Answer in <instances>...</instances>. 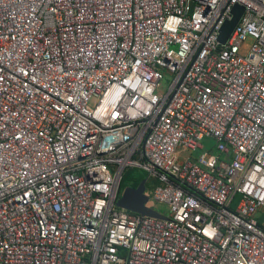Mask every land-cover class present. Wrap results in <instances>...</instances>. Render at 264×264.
<instances>
[{"label": "built area", "instance_id": "obj_1", "mask_svg": "<svg viewBox=\"0 0 264 264\" xmlns=\"http://www.w3.org/2000/svg\"><path fill=\"white\" fill-rule=\"evenodd\" d=\"M0 264H264V0H0Z\"/></svg>", "mask_w": 264, "mask_h": 264}, {"label": "water", "instance_id": "obj_2", "mask_svg": "<svg viewBox=\"0 0 264 264\" xmlns=\"http://www.w3.org/2000/svg\"><path fill=\"white\" fill-rule=\"evenodd\" d=\"M245 12V6L239 3L235 4L232 10L233 16L231 19L226 20L221 27L219 34V41L221 44L226 45L230 39L231 34L233 33L236 26L239 24L242 15ZM124 179V178H123ZM148 180H144L139 187H127L122 189V183L120 189L123 191L120 194L118 200V206L122 209L142 215L144 217H152L156 219H169L167 216L162 214L158 209H155L151 204V198L147 193Z\"/></svg>", "mask_w": 264, "mask_h": 264}, {"label": "trees", "instance_id": "obj_3", "mask_svg": "<svg viewBox=\"0 0 264 264\" xmlns=\"http://www.w3.org/2000/svg\"><path fill=\"white\" fill-rule=\"evenodd\" d=\"M148 173L143 169L139 168H129L124 176L122 182L123 190L127 187H134L137 188L144 180H148L147 178ZM158 180H149L148 187L151 188L152 186L158 184Z\"/></svg>", "mask_w": 264, "mask_h": 264}, {"label": "rangeland", "instance_id": "obj_4", "mask_svg": "<svg viewBox=\"0 0 264 264\" xmlns=\"http://www.w3.org/2000/svg\"><path fill=\"white\" fill-rule=\"evenodd\" d=\"M168 86H169V83H168V81L167 80H164L163 81V84H162V87H161V91L162 92H165L166 90H167V88H168ZM204 143H205V145H207L209 148H212L213 149V151H215V147H213L214 145H215V142L213 141V140H205L204 141ZM200 152H202V151H200ZM147 178H149V174L147 175ZM152 204V203H151ZM158 208V210L160 211V212H166V207H164V206H157Z\"/></svg>", "mask_w": 264, "mask_h": 264}, {"label": "flooded vegetation", "instance_id": "obj_5", "mask_svg": "<svg viewBox=\"0 0 264 264\" xmlns=\"http://www.w3.org/2000/svg\"><path fill=\"white\" fill-rule=\"evenodd\" d=\"M123 189V188H122ZM121 192H123L122 190H121Z\"/></svg>", "mask_w": 264, "mask_h": 264}]
</instances>
